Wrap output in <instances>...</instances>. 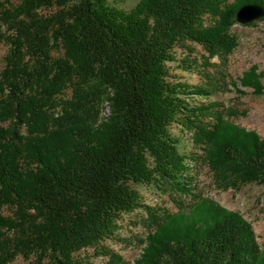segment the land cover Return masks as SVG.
Listing matches in <instances>:
<instances>
[{
	"label": "trees",
	"instance_id": "16d2710c",
	"mask_svg": "<svg viewBox=\"0 0 264 264\" xmlns=\"http://www.w3.org/2000/svg\"><path fill=\"white\" fill-rule=\"evenodd\" d=\"M264 0H0V264H91L77 257L143 208L149 229L133 264H264L249 221L195 191L194 151L221 184H264V138L209 100L216 84L176 79L177 46L206 62L238 46L236 13ZM264 17L260 18L263 20ZM255 21L246 23L252 25ZM209 76H207L208 79ZM264 70L243 86L264 94ZM206 97V101L200 100ZM108 107L109 113L103 115ZM135 185L189 199L175 213L142 202ZM108 264H122L108 250Z\"/></svg>",
	"mask_w": 264,
	"mask_h": 264
},
{
	"label": "rangeland",
	"instance_id": "374dc122",
	"mask_svg": "<svg viewBox=\"0 0 264 264\" xmlns=\"http://www.w3.org/2000/svg\"><path fill=\"white\" fill-rule=\"evenodd\" d=\"M124 9L132 8L139 0H109ZM264 17V16H263ZM238 36V46L223 60L219 56L206 61L205 49L193 42L177 46V60L186 59L183 67L179 61L170 62L171 72L176 79L188 84H210V78L216 84L215 91L209 97L217 102L225 117L241 126L257 131L264 138V94H256L252 88L240 84L239 79L251 66L257 65L264 70V19L255 20L252 25L242 23L234 26ZM7 46L0 42V70L4 67ZM207 76L208 79H207ZM264 84V77L262 78ZM200 100L206 101V97ZM109 113L106 107L102 114ZM172 133L181 140V150L194 151L198 161L191 162L195 175V191L202 196L212 198L227 209L238 211L249 221L257 235V240L264 250V184H241L237 186L221 184L214 177L210 167L199 156L204 155L200 148H193L191 134L179 126L171 127ZM142 196V202L152 206L158 213H175L179 203H189V199L178 194L161 192L154 185H135ZM147 214L143 208L130 213H122L118 219V230L112 238L101 241L96 248L87 247L76 253L77 257L91 264H108L109 256L101 252L108 250L122 256V264H133L141 255L149 229L145 223ZM18 257L10 264H24Z\"/></svg>",
	"mask_w": 264,
	"mask_h": 264
},
{
	"label": "water",
	"instance_id": "95a60500",
	"mask_svg": "<svg viewBox=\"0 0 264 264\" xmlns=\"http://www.w3.org/2000/svg\"><path fill=\"white\" fill-rule=\"evenodd\" d=\"M264 16V6L258 3H246L242 5L237 13L236 19L239 23L246 24Z\"/></svg>",
	"mask_w": 264,
	"mask_h": 264
}]
</instances>
